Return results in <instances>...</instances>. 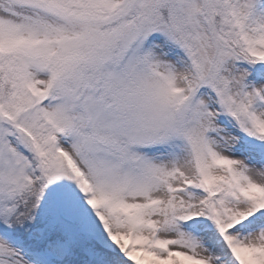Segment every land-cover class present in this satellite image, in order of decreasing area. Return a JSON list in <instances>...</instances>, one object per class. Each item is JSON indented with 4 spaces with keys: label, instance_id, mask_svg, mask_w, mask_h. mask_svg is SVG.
Masks as SVG:
<instances>
[{
    "label": "snow or ice",
    "instance_id": "obj_1",
    "mask_svg": "<svg viewBox=\"0 0 264 264\" xmlns=\"http://www.w3.org/2000/svg\"><path fill=\"white\" fill-rule=\"evenodd\" d=\"M0 264H264V0H0Z\"/></svg>",
    "mask_w": 264,
    "mask_h": 264
}]
</instances>
